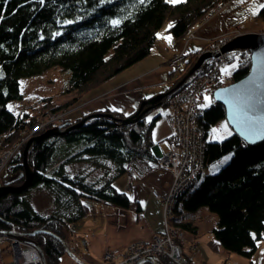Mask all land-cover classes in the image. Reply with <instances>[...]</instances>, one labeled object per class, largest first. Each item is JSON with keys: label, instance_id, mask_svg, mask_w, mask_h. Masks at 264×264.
Returning <instances> with one entry per match:
<instances>
[{"label": "trees", "instance_id": "16d2710c", "mask_svg": "<svg viewBox=\"0 0 264 264\" xmlns=\"http://www.w3.org/2000/svg\"><path fill=\"white\" fill-rule=\"evenodd\" d=\"M227 1L184 0L173 4L168 0H0V150L8 149L43 116L69 110L86 91L147 56L165 21L170 23L167 31L182 38ZM255 16L264 21V8L260 7ZM249 67V59L238 64L228 84L243 78ZM50 68L69 73L65 93L70 98L59 105L44 98L34 115H15L8 110V102L21 99L22 78ZM169 96L160 105H167ZM105 113L117 118L129 116ZM87 115L74 121L67 118L65 123H76ZM146 115L127 124L93 118L67 134L40 139L27 158L33 172L30 186L0 198V229L15 228L26 235L36 230L49 232L27 237L39 246L45 264H58L65 253L62 240L69 224L87 213L84 200L121 208L131 204L125 192L112 186L111 179L100 184L87 181L82 175H68L65 165L103 158L116 165L113 176L134 167L149 170L157 162L150 137L155 118L149 121ZM223 118L224 108L213 102L198 120L205 136L203 168L224 155H230V159L214 173L199 172L177 197L171 223L183 232L191 231L195 227L183 221L180 213L205 207L216 217L214 239L227 253L250 259L264 235V141L250 146L235 133L221 141H208L207 130ZM43 133L44 129L39 130L32 137ZM60 143L76 144L77 148L55 167L53 155ZM23 147L5 168L4 177L10 178L6 184L22 182ZM39 184L51 194L55 205L47 216L36 213L22 197ZM159 261L173 264L164 257Z\"/></svg>", "mask_w": 264, "mask_h": 264}, {"label": "crops", "instance_id": "0c3cea01", "mask_svg": "<svg viewBox=\"0 0 264 264\" xmlns=\"http://www.w3.org/2000/svg\"><path fill=\"white\" fill-rule=\"evenodd\" d=\"M262 4L264 0H229L218 11L195 25L182 38L173 37L167 31L168 27L163 31L160 29L147 56L106 82L86 91L70 108L67 118L74 121L86 114L107 111L125 116L132 114L141 101L165 92L178 79L179 75L172 78V71L167 67L171 55L179 52L195 55L206 49L219 36L228 32L229 34L237 32L229 31L233 26H239L241 34L262 32L258 23L248 24L247 27L245 24L242 25L246 17H256ZM167 37H171L170 42ZM169 111L167 106L166 119L154 122L153 125L157 126V129L160 128L163 133L157 138L153 136L151 138L152 155L155 159L174 147L172 138L174 128L171 120L167 119ZM75 113L77 116L72 118ZM121 177L119 185L122 188L118 190L127 194L131 204L128 208H121L101 202L96 203L99 210L89 224L93 228L85 232L88 238L84 244L85 251L79 258L84 264H102L105 250L111 251L115 257H118L127 241L148 243L155 236H160L163 231L162 205L150 194V190L165 194L172 183V170L156 162L147 171L144 167H134L119 178ZM128 185L130 190L127 191ZM135 206H138V209H135ZM180 215L184 217L183 221H190L195 227L191 231H184L185 240L182 245L190 264H264V235L257 242L252 257L246 259L237 254L227 253L214 239L212 235L216 222L214 214L206 215L208 224L204 223L202 219L204 213L199 210L182 211ZM191 245L195 246L193 251L189 250ZM67 246L70 248L69 244Z\"/></svg>", "mask_w": 264, "mask_h": 264}, {"label": "built area", "instance_id": "2783aa9c", "mask_svg": "<svg viewBox=\"0 0 264 264\" xmlns=\"http://www.w3.org/2000/svg\"><path fill=\"white\" fill-rule=\"evenodd\" d=\"M238 35H240L238 32H234L213 41L210 47L203 51L207 53V56L195 68L185 84L169 97L170 111L167 118L173 122L174 147L162 153L158 158V163L172 170L173 179L168 192L163 196L153 189L150 190V194L163 203L161 235L155 236L148 243L136 240L127 241L118 257H115L111 251L105 250L102 255L105 264H141L144 258L151 256L164 257L173 264H190L182 249L185 240L184 232L172 225L171 217L177 197L189 187L204 165L205 136L198 126V120L206 109L203 107L202 98L210 87L222 78L220 69L224 64L234 59H237V63L240 64L250 57L248 49L223 50L228 42ZM200 54L198 53L190 63L188 55L178 53L168 60L167 65L174 72L185 73ZM66 115V110L50 113L41 122H37L30 131H23L19 140L8 149L0 150V168L6 166L34 133L46 127L63 124ZM126 188L130 190L129 185ZM3 243L6 244L4 250L12 253L11 264H45L32 244L0 234V245ZM194 249V245L189 247L190 251Z\"/></svg>", "mask_w": 264, "mask_h": 264}, {"label": "rangeland", "instance_id": "374dc122", "mask_svg": "<svg viewBox=\"0 0 264 264\" xmlns=\"http://www.w3.org/2000/svg\"><path fill=\"white\" fill-rule=\"evenodd\" d=\"M168 1L170 2V0ZM254 23H258L259 28L263 30L262 32H264V21L258 19L257 17H252V18L246 17L245 20L242 22V25L245 24V27H247L248 24L254 25ZM169 24H170L169 21H165L163 26L161 27V31L167 28ZM229 31L231 32L237 31L238 33L241 32L239 26H235V27L233 26L229 29ZM250 33H259V32H250ZM225 35L226 34L219 36V38L224 37ZM176 54L178 53L171 55L170 58ZM190 61L191 60H189V62ZM237 64H238L237 59H234L231 62L226 63L225 65L221 67L220 69V73L222 75V78L220 81L221 87L228 84V81L226 79H228L231 73L236 69ZM233 65H235V67H233ZM225 69H227L226 71L227 73L225 72ZM171 76L172 78H175L178 76V73L173 72ZM68 78H69V73L67 71H61L58 68L46 69L38 75L22 78L19 82L21 99L8 102L7 103L8 110H10L15 115L23 114V113L34 115L37 113L39 105L44 98H50L52 103L55 105L64 103L70 98V94L65 93V89L67 88ZM213 90L214 89H210L208 92V95L203 96L202 99H203L204 104L207 102L205 99L206 97L211 100V103L213 102ZM70 108H72V105ZM165 111H167V105H160L150 110L147 113L148 116L146 115V117L147 119L149 117H151V119L155 118V123H156V122H159L163 118L166 119ZM45 116L43 117L45 118ZM75 116H77V113L73 114L71 117L75 118ZM43 117L41 118V120H39V122L42 121ZM66 118H67V115H66ZM225 124H228V123L225 120V118H223L219 120L215 125L211 126L207 130V140L208 141H221L224 138L228 137L229 136L228 134H224L222 139H217L213 137V129H221L223 125ZM156 127L157 126H152V129L150 132L151 138L152 136L157 138L158 136H161L163 134L160 128L157 129ZM49 128H52V126L44 128V131ZM156 129H157V132H156ZM228 131L231 134L233 133L229 125H228ZM19 139L20 137L17 140ZM25 143L23 145H25ZM76 148H77L76 144L60 143L57 146V149L55 150L54 155H53V158L55 160L54 166L55 167L58 166L60 161L63 160L65 157L71 155L76 150ZM229 159H230V155H224L219 160L213 163H210L208 165H205L204 168L202 169V174L204 175V174H211V173L216 172L220 167L226 164L229 161ZM221 161H224V162L221 163ZM8 163L6 164L5 167L2 166L0 168V185H4L8 183L10 179V178L6 179L4 177L5 168L8 166ZM115 167L116 165L110 160L103 159V158H88L80 163L67 164L65 165L64 168L68 175H71V176L72 175H82L87 181H95V183H98V184L102 183L104 180L111 179L112 186H114L115 189L119 191L118 188L120 189L122 188L119 185V182L121 181L122 177L121 178L119 177L122 175L113 176ZM22 197H24L26 201L30 204L32 209L41 216H47L51 214L55 209V205L53 204L51 194L45 188H43V186L40 184L29 188L27 192L22 194ZM83 202L87 206V208H89V212L87 210V213L83 218L75 222H71L69 224V229L66 230L62 245L64 249H65V244L70 245L71 255L66 253L65 251V253L59 258L58 264H77L76 260L81 261L79 258L81 257L82 252L85 251L84 244L87 242V238H88L85 235V232L93 228L89 224L92 221V219H94V215L99 210L96 203H100L98 201H93V200H84ZM161 205H163V203H161ZM198 210L204 213L202 219L205 224H208L209 220L206 215L209 214L210 212L205 207L200 208ZM198 210L194 212H197ZM1 231H6V230H1ZM5 246H6L5 243L0 245V250H1L0 264L2 263L11 264L12 259H13L12 253L9 252L8 250L5 251L4 250ZM96 264H99V263H96ZM102 264H105V263L103 262Z\"/></svg>", "mask_w": 264, "mask_h": 264}, {"label": "water", "instance_id": "95a60500", "mask_svg": "<svg viewBox=\"0 0 264 264\" xmlns=\"http://www.w3.org/2000/svg\"><path fill=\"white\" fill-rule=\"evenodd\" d=\"M232 48L248 49L250 51V67L248 73L238 81L232 82L225 87L216 88L213 91V101L220 104L224 108V118L232 129L233 133L238 135L247 145H254L264 141V32L259 33H245L236 36L223 48L229 50ZM207 54H202L195 61L193 66L187 73L168 91L159 93L149 99L143 100L138 105L136 111L124 118H117L113 113H90L83 117L76 123L67 122L65 124L49 128L44 131L42 135H36L27 140L22 154L23 177L19 184H4L0 185V198L6 194L20 193L26 190L32 181L33 172L28 165V154L30 149L40 139L47 136H60L67 134L74 128H79L93 118H107L112 119L116 123L127 124L139 120L145 113L160 106L161 102L175 89L182 85L186 78L199 66ZM235 117V119H233ZM254 122L256 134L250 139L246 140L244 133L246 132L247 121ZM44 232L50 234L45 230H36L32 233ZM20 233L12 228L11 231H1L0 234L14 237L22 242L32 244L41 257L43 254L39 246L29 237L30 234ZM53 235V234H51ZM63 242V240H62ZM66 253L71 255L70 248L65 244ZM77 264H84L76 260ZM147 262L150 264H161L156 257H146L141 263Z\"/></svg>", "mask_w": 264, "mask_h": 264}, {"label": "snow or ice", "instance_id": "6c2138e0", "mask_svg": "<svg viewBox=\"0 0 264 264\" xmlns=\"http://www.w3.org/2000/svg\"><path fill=\"white\" fill-rule=\"evenodd\" d=\"M43 2V0H41V3ZM141 3H144V0H140ZM171 3L173 4H177V3H181L183 2V0H170ZM262 8H264V4L261 5ZM70 23V22H69ZM113 23H118L117 21H114ZM171 27V26H170ZM163 38V37H161ZM167 39L169 40V42L171 41V37H167ZM233 67H235V65H233ZM225 71H227V69H225ZM206 99V103L203 105V107H208V105L211 103V100L209 98H205ZM114 111L116 109H113ZM149 121L151 120V117L148 118ZM233 119H235V117H233ZM246 132L244 133L245 135V139L246 140H250L255 134H256V129L254 127V122L251 120L247 121V125H246ZM224 134H228L230 135L231 133L228 131V124L223 125V127L221 129H213V137L217 138V139H222ZM227 159V158H225ZM224 161H221V163H223Z\"/></svg>", "mask_w": 264, "mask_h": 264}, {"label": "bare ground", "instance_id": "6f19581e", "mask_svg": "<svg viewBox=\"0 0 264 264\" xmlns=\"http://www.w3.org/2000/svg\"><path fill=\"white\" fill-rule=\"evenodd\" d=\"M182 84H185V81H184ZM169 95H171V93H170ZM169 95H168V96H169ZM198 174H199V173H198ZM198 174H197V175H198ZM197 175H196V176H197ZM195 178H196V177H195ZM195 178H194V179H195ZM194 179L191 181V183L194 181ZM191 183H190V185H191ZM190 185H189V186H190ZM169 188H170V187H169ZM168 190H169V189H168ZM185 190H186V189H185ZM185 190H184V191H185ZM184 191H183V192H184ZM167 192H168V191H167ZM167 192H166V193H167ZM183 192H182V193H183ZM182 193H181V194H182ZM158 194L161 195V196L164 195V194H160V193H158ZM156 200H158V199H156ZM159 202H160V200H159Z\"/></svg>", "mask_w": 264, "mask_h": 264}]
</instances>
